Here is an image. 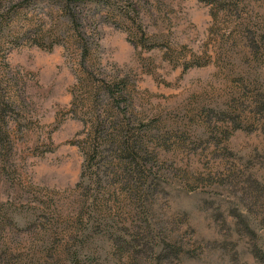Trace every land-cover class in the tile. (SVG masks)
I'll use <instances>...</instances> for the list:
<instances>
[{
    "label": "rangeland",
    "instance_id": "obj_1",
    "mask_svg": "<svg viewBox=\"0 0 264 264\" xmlns=\"http://www.w3.org/2000/svg\"><path fill=\"white\" fill-rule=\"evenodd\" d=\"M71 10L76 23L58 1L0 0V204L22 233L13 245H28L23 217L37 201L75 211L87 73L92 83L123 80L139 124L157 129L145 158L169 189L153 216L174 221L170 235L183 243L172 264H256L245 237L224 234L242 180L264 181V126L253 115L264 107V47L249 54L264 35V0H83ZM232 99L245 131L211 133ZM229 172L237 177L225 191ZM112 199L113 209L127 205ZM218 201L222 216L208 207Z\"/></svg>",
    "mask_w": 264,
    "mask_h": 264
},
{
    "label": "trees",
    "instance_id": "obj_2",
    "mask_svg": "<svg viewBox=\"0 0 264 264\" xmlns=\"http://www.w3.org/2000/svg\"><path fill=\"white\" fill-rule=\"evenodd\" d=\"M42 1H58L66 21L76 23L78 15L71 8L77 7L83 0ZM87 1L95 3L99 0ZM2 25L0 19V27ZM262 47L264 35L249 54L256 60ZM199 64L186 63L185 67ZM86 75L82 79L84 84L80 85L85 89V97L76 103V107L86 108L80 116H76L81 121L84 137L73 142L82 155L79 177L72 188L79 196L75 199V211L63 214L52 201H48L49 198L37 201L39 206L29 208L23 217L29 226L25 231L30 236L25 241L28 245L23 248L13 245L22 233L13 230L16 225L15 220L9 217L5 206L8 204L1 203L0 264L178 263L184 247L180 239L170 235L174 221H164L159 225L152 213L156 211L158 218L162 215L161 206L153 209L157 203L154 201L159 196L168 198L169 191L167 182L162 178L165 175L159 172V168L154 170L151 169L153 165H146L145 157L152 153L150 143L157 129L148 125L150 123L139 124L136 115L128 108L131 103L128 97H124L123 80L112 85L102 80L92 83L89 81L91 74ZM72 100L74 98L71 97ZM234 110L236 105L232 99L226 108L218 112L220 124H208L210 132L226 133L230 128L245 131L238 122L239 113ZM253 115L256 123L264 126V107L259 105ZM250 176L242 180L239 208L227 211L231 226L227 225L224 239L229 231L235 230L246 238L249 253L256 264H264V181L255 177L250 179ZM236 177L229 172L226 180L221 182L222 188L228 190L234 185ZM117 196L123 197L126 208L113 209L110 206L109 202ZM221 205L219 201L216 205L209 202L208 207L213 214L222 216L225 208ZM17 213L22 215L24 210L20 209ZM151 219L154 221L151 222ZM220 219L225 224V217ZM6 228L9 230L6 231Z\"/></svg>",
    "mask_w": 264,
    "mask_h": 264
}]
</instances>
